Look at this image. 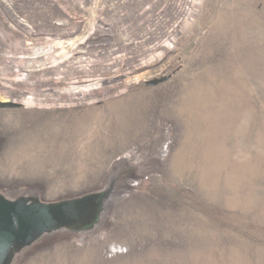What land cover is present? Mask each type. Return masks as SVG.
Here are the masks:
<instances>
[{"label": "rangeland", "instance_id": "1", "mask_svg": "<svg viewBox=\"0 0 264 264\" xmlns=\"http://www.w3.org/2000/svg\"><path fill=\"white\" fill-rule=\"evenodd\" d=\"M26 98L0 194L96 197L8 264H264V0H0V101Z\"/></svg>", "mask_w": 264, "mask_h": 264}, {"label": "water", "instance_id": "2", "mask_svg": "<svg viewBox=\"0 0 264 264\" xmlns=\"http://www.w3.org/2000/svg\"><path fill=\"white\" fill-rule=\"evenodd\" d=\"M167 77L155 78L147 85L155 86ZM14 101H0V108L20 107ZM95 195L53 203L28 201L26 198L10 200L0 194V264H8L16 246L32 243L38 236L62 225H77Z\"/></svg>", "mask_w": 264, "mask_h": 264}, {"label": "bare ground", "instance_id": "3", "mask_svg": "<svg viewBox=\"0 0 264 264\" xmlns=\"http://www.w3.org/2000/svg\"><path fill=\"white\" fill-rule=\"evenodd\" d=\"M33 99V98H32ZM7 101H9V100H7ZM15 102V101H14ZM21 103V105H26V104H30V103H32V100L30 99V98H26V99H23V100H21L20 101ZM19 103V102H18ZM34 103V102H33ZM108 191H110V190H108ZM111 193V192H110ZM108 195H109V193H108Z\"/></svg>", "mask_w": 264, "mask_h": 264}]
</instances>
